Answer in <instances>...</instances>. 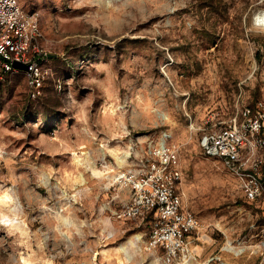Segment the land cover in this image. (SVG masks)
I'll return each mask as SVG.
<instances>
[{"label":"rangeland","instance_id":"1","mask_svg":"<svg viewBox=\"0 0 264 264\" xmlns=\"http://www.w3.org/2000/svg\"><path fill=\"white\" fill-rule=\"evenodd\" d=\"M18 1L38 13L51 57L36 98L23 74L0 80V264H165L128 244L147 221L111 213L130 199L117 156H142L165 132L201 224L189 264H264V199L247 201L200 147L264 101V27L252 22L264 0Z\"/></svg>","mask_w":264,"mask_h":264},{"label":"built area","instance_id":"2","mask_svg":"<svg viewBox=\"0 0 264 264\" xmlns=\"http://www.w3.org/2000/svg\"><path fill=\"white\" fill-rule=\"evenodd\" d=\"M42 39L38 13L24 10L18 0H0V80L23 74L33 98L49 74L51 56L42 50ZM16 62L27 69L14 68ZM171 140L165 132L142 156L130 154L114 179L129 190L130 199L111 213L117 221H147L148 234L135 243H144L165 264H189L192 238L201 224L183 205L180 150ZM200 147L233 174L247 201L264 199V101L243 104L231 120L206 131Z\"/></svg>","mask_w":264,"mask_h":264},{"label":"bare ground","instance_id":"3","mask_svg":"<svg viewBox=\"0 0 264 264\" xmlns=\"http://www.w3.org/2000/svg\"><path fill=\"white\" fill-rule=\"evenodd\" d=\"M255 15V14H254ZM253 23H254V25H256V26H262V27H264V9L262 10V11H260L258 14H256L255 15V17L253 18V21H252ZM126 157H129V154L128 153H123L122 155H119V156H117V160L120 162V163H123V160L126 158ZM77 162H81V159H77ZM82 165V164H81ZM80 182H81V179L79 180ZM12 202H13V200H11ZM9 202V201H8ZM14 203V202H13ZM17 203V202H16ZM135 240H138L137 238H135ZM128 244L130 245H133V244H135V242L134 241H132L131 239H129V241H128ZM119 249V251H121V252H124V251H126V248L127 247H124L123 245H120L119 247H118Z\"/></svg>","mask_w":264,"mask_h":264},{"label":"water","instance_id":"4","mask_svg":"<svg viewBox=\"0 0 264 264\" xmlns=\"http://www.w3.org/2000/svg\"><path fill=\"white\" fill-rule=\"evenodd\" d=\"M14 68L19 69V70H26L27 66H24V65L16 62V63H14Z\"/></svg>","mask_w":264,"mask_h":264}]
</instances>
